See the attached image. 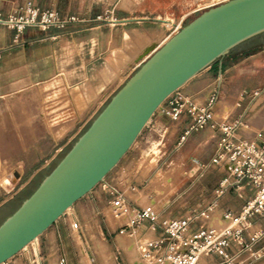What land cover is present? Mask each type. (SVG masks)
<instances>
[{
  "label": "crops",
  "instance_id": "1",
  "mask_svg": "<svg viewBox=\"0 0 264 264\" xmlns=\"http://www.w3.org/2000/svg\"><path fill=\"white\" fill-rule=\"evenodd\" d=\"M24 1L26 0H3L0 11L8 13ZM35 1L41 8L54 9L62 15L76 14L85 19H94L97 15L113 9V17L121 22L103 25L93 22L71 33L27 29L19 42L14 41L16 34L14 30L0 26V50L3 54L0 61L2 102L0 133L18 134L23 144L25 139L22 135L27 133L51 135L55 143L63 142L53 158L32 174H26L23 169L16 168L15 162L0 158V212L17 202L37 182L40 174L46 172L50 164L87 130L106 103L123 86L126 76L142 63L143 60L137 62L138 58L157 40L165 39L164 22L177 21L190 14L199 2V0ZM194 16H190L189 19ZM123 51L131 60L128 63L129 67L110 82V78L105 77V74L108 71H115L117 65L114 57L116 53ZM215 87H218L220 92L215 110L216 120L245 116L250 125V129L244 132L246 137H252L257 130L264 129V94L254 102L247 97L243 98L244 93L264 87V33L232 50L223 59L191 79L179 89V92L182 97L194 99L202 104ZM261 105L262 108L257 110ZM9 118H15L12 124L8 122ZM163 124L166 126L171 124L181 139L189 125V119L183 116L179 121H172L159 111L150 121L149 126L154 131L149 132L163 131ZM169 129L170 127L164 131L168 132ZM204 133L210 134L208 138L214 139L217 143L218 137L214 131L207 129ZM198 134H192L186 141ZM184 143L181 144L179 141L176 149L184 146ZM1 148H4V142ZM128 156L125 157L127 166H123L125 168L117 173L116 177L123 178L119 185L127 191L128 198L135 206L153 204L169 218L178 217L185 214L189 208L197 207L186 200L183 212H175L171 200L157 202L151 196L147 198L148 203L143 205L145 201L139 197L146 191L140 190L143 177L135 174L134 169L127 172L134 163V160H130L133 156ZM19 161L20 159L16 165L21 166L24 162ZM178 162L182 166L199 165L201 159L193 155L181 157ZM15 173L19 176L15 177ZM211 173L217 175L218 181L214 182L211 190L201 189V197L208 196V200L198 203V206L213 200L212 193L225 176L221 170H210L202 172L201 177L209 176ZM5 179L7 182L3 186L1 182ZM133 187L134 191L131 190ZM103 195L106 200L104 202ZM130 195L135 199H131ZM28 196L19 200V205ZM241 207L242 201L233 193L225 195L210 225H224L223 212L226 209L238 212ZM117 226L110 214L108 196L99 190L93 191L79 200L36 241L5 264H59L63 256L66 257L68 264H105L114 259L121 260L124 264L134 262L142 264L135 242L121 235H115L116 247L110 250L109 260L105 259L104 249L107 246L105 242L109 234L114 235L112 232ZM157 235L154 232H147L143 238L155 239ZM138 261L140 262L136 263Z\"/></svg>",
  "mask_w": 264,
  "mask_h": 264
},
{
  "label": "built area",
  "instance_id": "2",
  "mask_svg": "<svg viewBox=\"0 0 264 264\" xmlns=\"http://www.w3.org/2000/svg\"><path fill=\"white\" fill-rule=\"evenodd\" d=\"M229 1L199 0L190 14L177 21L164 22L165 39L168 41L178 34L190 16ZM113 16V9L94 19H85L76 14L62 15L54 9L41 8L35 0H26L8 13L0 11V26L14 30V41L19 42L27 29L71 33L93 22L99 25L121 22ZM2 58L0 50V61ZM136 69L126 76L124 83ZM262 94L264 87L246 92L243 96L254 102ZM219 97V88L215 87L211 89L208 99L200 104L194 99L182 97L178 90L157 110L172 121L188 117L189 125L180 139L181 144L192 134L207 129L217 134L214 152L203 166V173L221 170L225 174L212 193V201L169 218L153 204L135 206L128 198L127 191L119 185L123 182L121 177L117 176L113 184L106 183L104 179L93 189L108 196L110 214L118 224L112 233L127 236L135 242L142 264H251L264 258V129L257 130L252 137H246L244 132L250 129V125L245 116L216 120ZM166 105L173 106L171 111L165 109ZM150 121L144 129L154 131L149 126ZM230 193L242 201L241 209L238 212L226 209L222 214L225 224L211 226L221 199ZM147 232L158 235L155 239H144L143 235ZM59 264H68L66 257H61Z\"/></svg>",
  "mask_w": 264,
  "mask_h": 264
},
{
  "label": "water",
  "instance_id": "3",
  "mask_svg": "<svg viewBox=\"0 0 264 264\" xmlns=\"http://www.w3.org/2000/svg\"><path fill=\"white\" fill-rule=\"evenodd\" d=\"M263 33L264 0H230L200 13L167 42L146 49L137 62L147 59L0 226V264L36 241L104 181L173 93Z\"/></svg>",
  "mask_w": 264,
  "mask_h": 264
},
{
  "label": "rangeland",
  "instance_id": "4",
  "mask_svg": "<svg viewBox=\"0 0 264 264\" xmlns=\"http://www.w3.org/2000/svg\"><path fill=\"white\" fill-rule=\"evenodd\" d=\"M198 15L190 18L186 22V25ZM165 40L160 41L163 43ZM147 57L148 56H145L143 61L147 59ZM114 60H116L117 68L115 71H108L105 74V77L110 78V82L117 79L119 74L124 72L125 69L129 67L128 63L131 61L124 51L116 53ZM243 98H246V95H244ZM1 104L2 102L0 101V106ZM172 108L173 106L170 105L165 106L167 111H171ZM261 108L262 105L258 107L257 110ZM257 110L255 112H257ZM14 120L15 118H9L8 122L12 124ZM163 127L164 129L161 132L150 133L149 129H144L142 131L136 141L137 144L135 143L136 145L134 144L130 151L126 154L129 156L132 155L133 157L130 160H134L133 165L127 172L134 169L135 174L137 173L143 177L140 190L146 189V191L144 194L139 196L145 201L143 205L148 203L147 198L148 196H151V198L157 202L171 200L173 202L172 208L175 209V212H183L186 200H189L190 204L193 206H198V203L208 200V196H205L204 198L201 197V189L204 188L206 190H211L214 182L218 181L217 175L212 173L209 174V176L205 174L207 177H201L203 166L207 164L211 158L216 142L214 139L208 138L210 134L204 133L206 131L205 130L199 132L198 135L191 138L189 141H186L184 146L176 149L178 142L180 141L179 133L171 124L167 126L163 124ZM169 127L170 129L168 132L164 131ZM22 136L25 139L24 144L19 140L20 135L18 134L11 133L9 135H3L0 133V158H6V161L9 160L15 162L14 166L16 168H21V170L23 169L26 174H32L34 171L45 166L63 144V142L55 143L52 136L47 134L37 135L27 133ZM3 142L4 148H1V144ZM70 147L63 151L62 154L52 164H50V167L46 170V172L40 174L41 176L37 178V182L25 194H23L19 200L27 197L28 195V197L32 195L44 177L57 166L66 153L71 149ZM132 149H134V151H132ZM126 155L105 178L106 183L113 184L117 173L121 172V170L127 166L125 163ZM193 155L200 157L201 163L199 165L190 164L182 166L178 162V159L181 157H190ZM19 159V162H24L21 166L16 165V163L18 164ZM6 180L7 179L2 180V182L4 183ZM2 182L1 184L3 185ZM130 197L131 199L134 198L132 195H130ZM102 198L103 202L106 201L104 195ZM19 200L0 212V226L6 220V216L9 214L13 215L19 209L21 206L19 205ZM87 215L88 213L86 212V216ZM105 243L108 247L106 246L104 249L106 250L104 257L106 260H109L110 250H113L116 247L115 235L109 234ZM111 262H113V264H124V262L118 259L109 260L105 264H112ZM139 262L140 261L136 263ZM251 264H264V258Z\"/></svg>",
  "mask_w": 264,
  "mask_h": 264
},
{
  "label": "bare ground",
  "instance_id": "5",
  "mask_svg": "<svg viewBox=\"0 0 264 264\" xmlns=\"http://www.w3.org/2000/svg\"><path fill=\"white\" fill-rule=\"evenodd\" d=\"M166 42H167V40H165ZM165 41L163 42V43H165ZM16 177V176H15ZM6 182H7V180L6 181H4V183H3V186H5L6 185ZM27 247V246H26Z\"/></svg>",
  "mask_w": 264,
  "mask_h": 264
}]
</instances>
